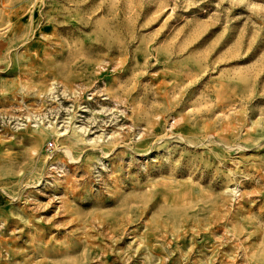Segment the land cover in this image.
<instances>
[{
  "label": "rangeland",
  "instance_id": "374dc122",
  "mask_svg": "<svg viewBox=\"0 0 264 264\" xmlns=\"http://www.w3.org/2000/svg\"><path fill=\"white\" fill-rule=\"evenodd\" d=\"M0 264H264V0H0Z\"/></svg>",
  "mask_w": 264,
  "mask_h": 264
}]
</instances>
